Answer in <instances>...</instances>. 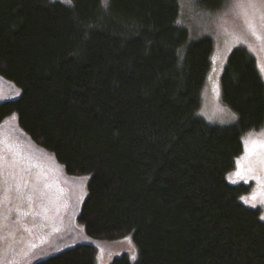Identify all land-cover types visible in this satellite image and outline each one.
<instances>
[{
  "label": "trees",
  "instance_id": "16d2710c",
  "mask_svg": "<svg viewBox=\"0 0 264 264\" xmlns=\"http://www.w3.org/2000/svg\"><path fill=\"white\" fill-rule=\"evenodd\" d=\"M179 11V0H0V77L21 91L0 103V123L15 114L69 176H88L84 233L135 245V260L107 264H264L262 209L227 180L264 125V80L235 48L219 79L234 124L198 117L215 47L191 41ZM96 262L80 244L35 264Z\"/></svg>",
  "mask_w": 264,
  "mask_h": 264
},
{
  "label": "rangeland",
  "instance_id": "374dc122",
  "mask_svg": "<svg viewBox=\"0 0 264 264\" xmlns=\"http://www.w3.org/2000/svg\"><path fill=\"white\" fill-rule=\"evenodd\" d=\"M63 2V0H55ZM64 3V2H63ZM232 0H223L220 9H203L197 6L195 0H179L180 25L189 33V39L196 41L201 38H211L214 42L212 66L205 84L201 99L198 117L210 124L219 127H228L234 124L233 114L220 102L219 79L227 57L237 47H245L255 57L258 70L264 67V42L258 40L249 32L244 18L236 10L228 7ZM258 23V21H257ZM215 58V59H214ZM261 74V72H260ZM264 80V75H262ZM214 85L218 86L219 98L213 91ZM20 89L9 81L0 77V103L12 101L20 96ZM15 114L7 117L0 123V138L6 144L18 145L20 155L15 159L19 161L15 169H10L8 163L14 157L5 147V176L9 171L25 169L23 173L29 184H36L43 196L33 201L31 210L25 201L21 207L27 215L21 218L20 224H15L17 219L15 211L8 213L18 201L6 202L3 211L7 216L5 227L0 229V264H35L61 250L80 244L94 247L97 252L96 264H107L112 258L127 254L131 260L136 255L132 236L128 235L116 241H102L88 237L77 222V215L81 204L86 197L88 176H69L64 167L55 157L43 150L22 132L18 126ZM264 139V125L255 131L248 132L243 137L244 154L246 140ZM241 157V158H242ZM258 157L253 155L247 159H240L241 169L252 165L256 176H264V167L257 163ZM238 170V169H237ZM87 177V179H83ZM227 178L228 182L251 187L249 194L242 196L248 200L249 207L255 204L262 209L264 215V190L255 179L247 183L243 179ZM31 191V189H28ZM0 195H3V186H0ZM14 197L15 193H10ZM256 195V199L251 197ZM30 231H25V229Z\"/></svg>",
  "mask_w": 264,
  "mask_h": 264
},
{
  "label": "snow or ice",
  "instance_id": "6c2138e0",
  "mask_svg": "<svg viewBox=\"0 0 264 264\" xmlns=\"http://www.w3.org/2000/svg\"><path fill=\"white\" fill-rule=\"evenodd\" d=\"M63 2L70 4L71 0H63ZM102 4L103 7L107 9L109 7V0H102ZM228 7L236 10L237 14L244 18V22L247 25L249 32H251V34L258 40L264 42V0H232V3ZM177 23H180V21H177ZM260 72L264 75V67L260 69ZM213 91L217 98H219L218 86L214 85ZM12 119L15 120L16 116L14 115ZM233 119H235V116H233ZM244 143L245 156L241 159H247L248 157L255 155L258 157L257 163L264 167V139L246 140ZM5 147L14 157V159L8 163L10 169L16 168L19 161L16 160L15 157L21 154L18 145L6 144L5 141L0 138V186H3V195H0V229L5 227L4 221L7 219V216L3 211V206L6 202L12 200L18 201V203H14L13 207L9 208L7 211L9 214L12 211H15L17 219L14 223L20 224L21 218L28 214V212H25L22 209L21 205L26 201L29 210H31L33 201L43 196V193L39 191L36 184H29L27 177L23 174L26 171L25 169H20L18 172L9 171L7 176H5ZM237 169L238 170L234 175L243 179L245 183H247L249 179H255L261 189L264 190V176H256L251 164H249L248 168L241 169L240 160H237ZM83 179L86 180L87 177H84ZM231 182L236 183L237 181L233 180ZM29 188L31 191L28 190ZM13 192L15 193L14 197L9 195ZM251 198L254 200L257 197L256 195H253ZM242 199L246 204L248 203L246 198L242 197ZM262 203H264V201H262ZM251 207H256V205L252 204ZM259 218L264 220V215H260ZM25 231L30 230L26 228ZM0 239H3V237H0ZM133 258L135 259V257Z\"/></svg>",
  "mask_w": 264,
  "mask_h": 264
}]
</instances>
